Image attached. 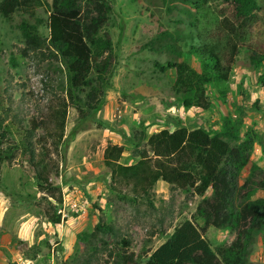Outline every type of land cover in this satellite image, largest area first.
I'll list each match as a JSON object with an SVG mask.
<instances>
[{
	"label": "rangeland",
	"instance_id": "obj_1",
	"mask_svg": "<svg viewBox=\"0 0 264 264\" xmlns=\"http://www.w3.org/2000/svg\"><path fill=\"white\" fill-rule=\"evenodd\" d=\"M51 2L41 0L36 11L43 37L48 36ZM192 2L200 5L197 28L190 27ZM112 4L107 31L116 66L98 111L81 119L72 105L68 108L63 147H51L47 138L42 144L39 137L46 136L42 128L31 134L37 159L52 166L50 181L61 194L54 197L37 188L19 141L28 136L25 131L32 120L50 118V107L64 96L65 71L58 61L26 48L18 24L22 19L33 23L27 13L17 11L9 18L0 14V155L8 158L0 161V264H15L20 257H50L53 246L55 264H113L115 256L123 252L133 255L132 264H144L185 219L204 226L202 219L194 218L201 197L162 181L147 196L134 195L131 186L111 179L110 169L101 159L102 149L112 144L109 138H116L131 153L122 163H133L144 142L134 147L131 140L148 126L146 122L157 123L161 129L170 127L164 123L173 117L189 129L202 121L203 127L217 129L225 113L242 120L243 129L254 125L264 132V86L257 85L264 63L258 68L251 65L245 47H239L235 57L225 103L212 87L209 95L214 106L205 113L191 110L180 115L177 110L182 109L172 92L174 72L161 73L154 66L177 60L176 53L164 48L175 42L181 59L198 69L197 61L186 54L188 44L198 41L190 40V32L227 46L228 39L218 25L217 0H112ZM262 34L264 18L253 27L254 40ZM252 160L264 168L258 146ZM248 174L245 169L243 176ZM210 194L208 190L206 196ZM73 204H84L85 212L79 216ZM60 209L65 210L64 218ZM53 212L60 216V224L49 221L48 214ZM97 224L111 231L96 232ZM205 238L216 248L229 244L233 234L208 227ZM122 240L129 246L123 248ZM256 241L255 260L264 264V246L259 237Z\"/></svg>",
	"mask_w": 264,
	"mask_h": 264
},
{
	"label": "trees",
	"instance_id": "obj_2",
	"mask_svg": "<svg viewBox=\"0 0 264 264\" xmlns=\"http://www.w3.org/2000/svg\"><path fill=\"white\" fill-rule=\"evenodd\" d=\"M41 0H0V14L5 18L22 11L29 22L18 24L26 48L58 61L64 68L66 86L64 96L50 107L47 121L32 120L30 129L20 141V150L33 170L37 188L51 197L61 196L60 189L50 181L52 167L45 159H37L31 134L37 129L45 131L39 140L49 139L53 148L63 147L68 108L72 105L81 119L96 113L116 66L113 41L107 31L113 11L112 0H52L48 11V36L39 32L41 20L36 11ZM218 25L227 37V46L216 41L202 40L201 34L190 32L186 54L193 57L198 69L188 60L181 59L180 47L175 42L164 45L177 60L155 63L161 73L174 72L172 92L183 110L210 111L214 104L209 91L213 87L225 103L226 84L239 47L249 52V61L255 68L264 63V34L254 40L253 27L264 18V0H217ZM188 10L192 18L190 27L197 28L198 2ZM264 86V73L257 79ZM156 126H159V124ZM165 126L150 135L144 128L132 138L134 147L144 142L135 162H120L128 150L123 145L108 144L103 152V163L110 169L111 179L131 186L136 196H147L158 181L184 192L190 190L199 197L194 218L203 220L200 227L194 219H185L170 236L156 248L144 264H259L250 256L259 237L264 246V168L258 166L252 155L255 147L264 159V132L254 125L245 126L239 118L223 114L219 128L198 125L189 129L179 119L170 117ZM1 127V124H0ZM25 137V138H24ZM47 138V139H46ZM48 141V140H47ZM44 156L47 150L43 146ZM6 156L0 155V161ZM248 169L249 174L243 176ZM211 194L206 196L207 191ZM52 224H60V216L48 214ZM208 227L227 230L233 234L227 245L213 248L205 238ZM96 232H110L104 224L95 226ZM129 243L122 240V247ZM35 258V257H34ZM135 263L133 255L117 254L113 264Z\"/></svg>",
	"mask_w": 264,
	"mask_h": 264
},
{
	"label": "built area",
	"instance_id": "obj_3",
	"mask_svg": "<svg viewBox=\"0 0 264 264\" xmlns=\"http://www.w3.org/2000/svg\"><path fill=\"white\" fill-rule=\"evenodd\" d=\"M84 206H85L84 204H80V205L73 204L72 205V207H76V208H73V210L75 213L79 214V216L85 212ZM58 213L62 218L65 217L64 209L63 210L60 209ZM50 253H51L50 257L46 256L45 258H43V256H37L31 259L20 257L19 259L15 261V264H55V255L57 254V252H55L54 246L52 247ZM41 261L42 263H39Z\"/></svg>",
	"mask_w": 264,
	"mask_h": 264
},
{
	"label": "crops",
	"instance_id": "obj_4",
	"mask_svg": "<svg viewBox=\"0 0 264 264\" xmlns=\"http://www.w3.org/2000/svg\"><path fill=\"white\" fill-rule=\"evenodd\" d=\"M186 111V112H185ZM193 111H196V110H193ZM177 112L180 114V115H186V114H190L192 111L191 110H183L182 109V112H180V110H177ZM202 113H205V112H202ZM202 125H203V121L202 122H200ZM143 124V123H142ZM148 124V126H146V132H147V134L148 135H150V134H152V133H154V132H157L158 130H160V129H158V127L156 126V124H153V123H151V122H146V125ZM144 126H145V124H144ZM109 133H111V135L113 136V135H115V133H113V132H109ZM110 139V141L112 142V144H117V145H122L119 141H115V140H117L116 138H113V137H110L109 138ZM106 148V146L102 149V151H101V159H103V152H104V149ZM129 155H131V153L129 152V153H124V155L122 156V158H121V160H120V162L122 163L123 162V160H124V158H126V157H128ZM134 163V162H133ZM123 164H132V163H123ZM159 182V181H158ZM254 247H255V245H254ZM253 252H254V249H253ZM253 252H252V254H251V256H250V260L252 261V262H256V263H258L256 260H255V258L257 257L255 254H253ZM254 256H256V257H254Z\"/></svg>",
	"mask_w": 264,
	"mask_h": 264
}]
</instances>
